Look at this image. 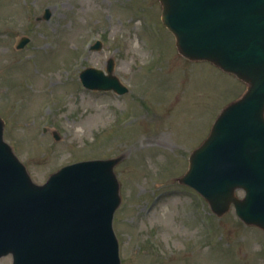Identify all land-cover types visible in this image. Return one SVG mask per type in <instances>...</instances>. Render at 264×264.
<instances>
[{
	"label": "rangeland",
	"instance_id": "rangeland-1",
	"mask_svg": "<svg viewBox=\"0 0 264 264\" xmlns=\"http://www.w3.org/2000/svg\"><path fill=\"white\" fill-rule=\"evenodd\" d=\"M46 8L50 20H38ZM23 37L30 42L17 49ZM96 40L99 51L89 48ZM110 58L125 95L80 81L89 67L106 72ZM244 92L235 76L178 54L158 0H0L5 140L38 184L69 164L124 156L114 217L122 264H264L263 230L234 208L217 217L176 181Z\"/></svg>",
	"mask_w": 264,
	"mask_h": 264
},
{
	"label": "water",
	"instance_id": "water-1",
	"mask_svg": "<svg viewBox=\"0 0 264 264\" xmlns=\"http://www.w3.org/2000/svg\"><path fill=\"white\" fill-rule=\"evenodd\" d=\"M160 2L182 56L209 61L247 84L191 154L179 181L196 189L219 217L234 205L241 220L264 230V0ZM50 17L47 9L43 19ZM29 41L22 38L17 48ZM114 68L110 59L108 75L88 68L81 81L88 89L125 93ZM4 125L0 118V258L12 254L13 264H121L113 219L122 198L114 169L124 156L66 166L38 185L5 142Z\"/></svg>",
	"mask_w": 264,
	"mask_h": 264
},
{
	"label": "bare ground",
	"instance_id": "bare-ground-1",
	"mask_svg": "<svg viewBox=\"0 0 264 264\" xmlns=\"http://www.w3.org/2000/svg\"><path fill=\"white\" fill-rule=\"evenodd\" d=\"M93 47V46H92Z\"/></svg>",
	"mask_w": 264,
	"mask_h": 264
}]
</instances>
